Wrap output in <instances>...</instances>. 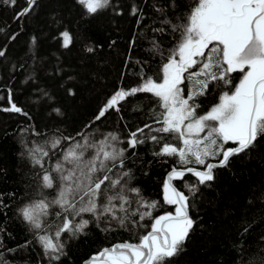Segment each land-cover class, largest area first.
Listing matches in <instances>:
<instances>
[{
  "label": "trees",
  "instance_id": "obj_1",
  "mask_svg": "<svg viewBox=\"0 0 264 264\" xmlns=\"http://www.w3.org/2000/svg\"><path fill=\"white\" fill-rule=\"evenodd\" d=\"M195 3L110 0L107 8L90 15L77 0H35L34 4L0 0V51L4 52L0 56V264H91L92 257L105 248L138 243L154 218L175 212L176 206L164 201L163 186L169 174L174 169L207 170L192 157V163L185 166L177 156L156 155L164 143H180L172 134L155 131L162 127L158 121L164 110L151 93L129 96L119 102L118 111L109 109L97 119L117 91L162 76L163 64L181 39L178 26L186 23ZM24 9L30 10L20 15ZM64 32L71 37L67 47ZM240 78L236 72L231 84L209 83L208 91L196 97L197 114H206L218 104ZM11 104L21 111H5ZM133 132L144 140L135 148L128 144ZM109 133L119 139L111 140ZM151 136L162 139L156 142ZM105 139L112 147L125 150L121 159L106 161L107 169L97 173L108 175L110 181L120 180L114 189L109 187L110 181L105 182L102 187H108L110 193L120 191L126 182L124 194L130 203L124 205L126 213H116L125 217L124 226L110 216L97 220L92 213H81L73 217L51 205L49 214L42 217L44 228L33 229L21 210L41 199L51 202L59 190L58 186L43 187L45 172L56 177L53 168L63 162L69 148L83 145L85 140L99 145ZM54 140L61 141L56 148L52 147ZM236 146L232 142L224 145ZM35 147L49 153L42 157L43 168L33 162L29 152ZM95 152V148H87L85 159ZM220 159L209 157L206 163L218 164ZM64 163L66 168L72 167ZM213 175L204 184L189 172L173 181L189 197L188 212L194 225L182 250L165 264L264 262V135L231 157L226 167L214 168ZM130 188L139 189V195L129 192ZM141 200L155 202L156 207L146 209ZM115 203L119 207L120 202ZM145 211L152 215L142 221L140 213ZM65 217L74 225L82 220L89 223L82 232L61 234L62 253L54 260L51 257L56 253H46L38 237L56 239Z\"/></svg>",
  "mask_w": 264,
  "mask_h": 264
},
{
  "label": "snow or ice",
  "instance_id": "obj_2",
  "mask_svg": "<svg viewBox=\"0 0 264 264\" xmlns=\"http://www.w3.org/2000/svg\"><path fill=\"white\" fill-rule=\"evenodd\" d=\"M9 2L15 4V0ZM77 2L90 15L110 4V0ZM29 3L34 4L35 0H29ZM29 10L24 9L20 15ZM178 27L181 29V39L168 62L163 64L162 76L143 80L138 87L117 91L99 112L97 119L109 109L118 111L119 102L129 96L140 92L153 94L164 110L160 113L162 119L158 121L162 127L155 131L172 134L180 143V146L164 143L156 155L177 156L179 163L185 166L192 163L190 157L194 158L195 163L206 165V171L186 168L187 172L198 178L199 183L204 184L214 179V168L226 167L231 157L244 152L258 136L264 135V0H196L186 23ZM63 37L64 46L67 47L71 37L67 32L63 33ZM3 55L4 52L0 51V56ZM192 69L197 70L190 71ZM236 72L242 73V76L234 89L224 92L219 103L206 114L198 115L197 108L200 105L195 102L196 97L204 95L211 82L231 84V75ZM186 80L191 82L187 95ZM4 110L21 111L15 104ZM145 127L150 128V125ZM138 131L143 133L144 129ZM108 135L113 141L119 139L111 133ZM149 138L156 142L162 139L157 136ZM143 142L133 132L128 144L135 148ZM229 142L237 146L225 148L224 145ZM60 143V140H54L52 147L56 148ZM89 147L95 148L96 152L91 158L85 159L84 153ZM124 151L112 147L107 139L100 141L99 145H89L85 140L83 145L78 143L69 148L63 155V162L58 161L53 168L58 175L54 177L46 171L42 176L44 188L58 186L57 197L51 202L41 199L24 207L21 210L23 219L33 229H42V217L49 214L51 205H58L70 216L92 213L97 220L110 216L123 227L125 217L117 216L116 213L117 210L126 213L124 205L130 203L124 194L126 182L120 191L110 193L108 187H102L106 181H110V177L106 174L98 176L97 173L107 169L106 161L121 159ZM29 152L33 162L43 168L42 157L48 156V151L35 147ZM217 156L221 157L218 164L206 163L207 158ZM64 162L72 167L66 168ZM184 176L185 170L174 169L163 186L164 201L176 206L174 213L155 218L150 230L139 238L138 243L124 242L105 248L92 257L91 264H165L166 260L181 251L194 225L188 212L189 197L173 184L174 180L183 179ZM117 185H120L119 179L110 181L109 187L114 189ZM128 191L139 195V189L130 188ZM117 201L120 202L119 207L115 203ZM140 204L146 209L156 207L155 202L141 200ZM151 215V211L142 212L140 220ZM88 223L82 220L74 225L72 219L65 217L55 233L56 239L51 235H40L38 241L46 253H56L52 259L59 260L63 249V244L58 242L61 234L82 232Z\"/></svg>",
  "mask_w": 264,
  "mask_h": 264
},
{
  "label": "flooded vegetation",
  "instance_id": "obj_3",
  "mask_svg": "<svg viewBox=\"0 0 264 264\" xmlns=\"http://www.w3.org/2000/svg\"><path fill=\"white\" fill-rule=\"evenodd\" d=\"M197 67H199V66H197ZM197 69H192V70H190V71H196ZM246 71H247V69H246ZM240 73V72H239ZM241 74V76H242V73H240ZM187 75V74H186ZM185 85H187V87H185ZM185 85H181V87H185V94L187 95L188 94V92H189V90L191 89L190 88V86H191V82L190 81H185ZM188 87H189V89H188Z\"/></svg>",
  "mask_w": 264,
  "mask_h": 264
},
{
  "label": "bare ground",
  "instance_id": "obj_4",
  "mask_svg": "<svg viewBox=\"0 0 264 264\" xmlns=\"http://www.w3.org/2000/svg\"><path fill=\"white\" fill-rule=\"evenodd\" d=\"M58 35V34H57ZM59 38V37H58ZM61 43V42H60ZM155 97V96H154ZM199 102V101H198ZM206 112V111H205ZM83 144V143H82ZM92 150V149H91ZM56 174V173H55ZM37 200V199H36ZM33 202V201H32ZM32 204V203H31ZM24 208V207H23ZM157 217V216H156ZM155 219V218H154ZM143 221V220H142ZM146 221V220H145ZM139 222V221H138ZM133 223V222H132ZM141 223V222H140ZM145 224V223H144ZM153 224V223H152ZM135 228V227H134ZM137 228H138V225H137ZM127 229V228H126ZM145 229V228H144ZM143 229V230H144ZM143 235V234H142ZM140 236V235H139ZM169 261V260H168Z\"/></svg>",
  "mask_w": 264,
  "mask_h": 264
},
{
  "label": "water",
  "instance_id": "obj_5",
  "mask_svg": "<svg viewBox=\"0 0 264 264\" xmlns=\"http://www.w3.org/2000/svg\"><path fill=\"white\" fill-rule=\"evenodd\" d=\"M213 164H217V163H213ZM187 171H185V173H186Z\"/></svg>",
  "mask_w": 264,
  "mask_h": 264
},
{
  "label": "rangeland",
  "instance_id": "obj_6",
  "mask_svg": "<svg viewBox=\"0 0 264 264\" xmlns=\"http://www.w3.org/2000/svg\"><path fill=\"white\" fill-rule=\"evenodd\" d=\"M190 88H191V86H190ZM188 89H189V87H188ZM203 135V134H202Z\"/></svg>",
  "mask_w": 264,
  "mask_h": 264
}]
</instances>
